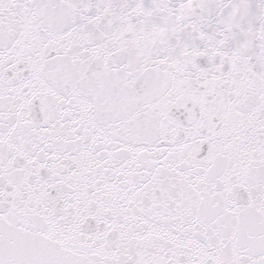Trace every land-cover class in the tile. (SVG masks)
<instances>
[{
    "label": "snow or ice",
    "instance_id": "1",
    "mask_svg": "<svg viewBox=\"0 0 264 264\" xmlns=\"http://www.w3.org/2000/svg\"><path fill=\"white\" fill-rule=\"evenodd\" d=\"M0 264H264V0H0Z\"/></svg>",
    "mask_w": 264,
    "mask_h": 264
}]
</instances>
